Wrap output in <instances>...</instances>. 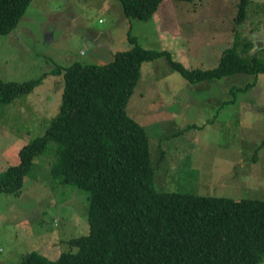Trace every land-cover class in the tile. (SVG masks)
Masks as SVG:
<instances>
[{"label":"rangeland","instance_id":"1","mask_svg":"<svg viewBox=\"0 0 264 264\" xmlns=\"http://www.w3.org/2000/svg\"><path fill=\"white\" fill-rule=\"evenodd\" d=\"M239 3L163 0L141 20L126 18L117 0H31L0 34V79H36L75 61L106 64L133 45L127 33L187 69L213 68L230 48L263 58L264 0H250L240 22ZM138 75L125 111L147 134L154 191L264 200V73L188 83L161 56L141 62ZM62 86L60 75H47L29 93L0 103V172L45 132ZM52 159L37 156L22 187L0 191V264H18L31 251L56 259L71 250L70 238L88 231L86 193L52 183Z\"/></svg>","mask_w":264,"mask_h":264},{"label":"trees","instance_id":"2","mask_svg":"<svg viewBox=\"0 0 264 264\" xmlns=\"http://www.w3.org/2000/svg\"><path fill=\"white\" fill-rule=\"evenodd\" d=\"M30 1L0 0V34L18 23ZM117 1L126 18L146 20L163 0ZM249 1L240 0L239 22ZM127 38L133 45L103 65L75 61L51 66L36 79H0V103L29 93L47 75L63 80L58 111L42 135L18 149V162L0 172V191L22 187L34 159L46 152L53 158L50 181L81 189L87 201L88 231L68 240L70 251L52 260L31 251L18 264L261 263L264 200L154 191L147 134L126 113L125 103L143 61L165 57L182 78L195 83L236 73L263 74L264 55L239 56L233 48L224 49L215 67L187 69L168 51L142 48L129 33Z\"/></svg>","mask_w":264,"mask_h":264}]
</instances>
